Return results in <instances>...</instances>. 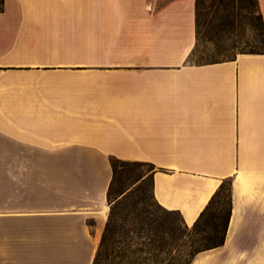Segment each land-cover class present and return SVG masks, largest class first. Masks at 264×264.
<instances>
[{"label": "crops", "instance_id": "1", "mask_svg": "<svg viewBox=\"0 0 264 264\" xmlns=\"http://www.w3.org/2000/svg\"><path fill=\"white\" fill-rule=\"evenodd\" d=\"M195 31V0H0V264H91L111 157L187 226L229 180L188 264H264V51L190 62Z\"/></svg>", "mask_w": 264, "mask_h": 264}, {"label": "rangeland", "instance_id": "2", "mask_svg": "<svg viewBox=\"0 0 264 264\" xmlns=\"http://www.w3.org/2000/svg\"><path fill=\"white\" fill-rule=\"evenodd\" d=\"M196 44L191 62H213L231 59L242 52H263L264 36L257 18L254 0H196ZM150 165L134 168L142 177L128 181L123 187L125 197L109 203L108 214L115 206L113 219L124 228H137L124 241L123 254L112 253L107 260L121 264H186L198 238L191 226L185 225L178 213L167 212L151 195ZM136 194L142 202L135 207ZM120 197V196H119ZM119 202V204H117ZM135 205V204H134ZM143 219L147 223L141 222ZM145 224V225H144ZM161 224L169 232L164 253L156 252L152 233L154 225ZM161 261L154 262V256ZM120 255V256H119Z\"/></svg>", "mask_w": 264, "mask_h": 264}, {"label": "trees", "instance_id": "3", "mask_svg": "<svg viewBox=\"0 0 264 264\" xmlns=\"http://www.w3.org/2000/svg\"><path fill=\"white\" fill-rule=\"evenodd\" d=\"M254 2L257 8V18L259 19L261 31L264 36L263 23H262L261 15L258 11L257 0H254ZM195 17H196V0H195ZM196 22L197 21L195 18V27H196ZM194 50H195V46L188 56V61L194 55ZM109 161L112 169V176L106 191V199L109 203H111V202H116L119 198L123 196L125 197V193H124L125 190L123 186L128 181H136L142 177L141 175H137L136 173H134L135 172L134 168H136L139 165H145V164L149 165V164L138 161L122 160L115 157H111ZM142 201L143 200L141 196L136 194L134 199L135 205L133 204V206L135 207L138 203H141ZM117 204H119V202ZM114 210H115V206H112L109 212V216L105 222L91 264H121V262L114 263L108 261L107 257L112 253L123 254V252L127 249V247L124 244L125 243L124 241L126 240V238H128L129 233L135 232L134 230L137 229L136 227L124 228V226L116 224V222L113 219ZM167 212H175V211L167 210ZM230 212H231L230 181L223 180L219 185L218 189L213 193V195L209 199L204 209L199 214L196 221L191 225V230L197 233L198 238L195 241H193L196 242L197 244L196 246L192 247V250L190 252V257L186 264L189 263L191 257L195 253L205 249L217 247L223 243L227 230V225L230 218ZM148 220L143 219L141 222L147 223ZM148 231L152 233V236L154 237L153 239L154 242H157L153 246L152 250L165 254V251L163 249L168 244V238H166L165 236H167L169 232H166L165 227H163L161 224L152 226L151 228L148 229ZM153 256H154L153 259L154 262L161 261L160 259H156L155 254H153Z\"/></svg>", "mask_w": 264, "mask_h": 264}]
</instances>
